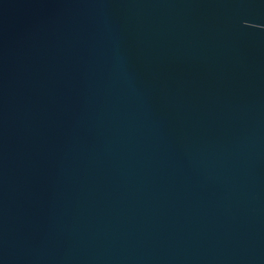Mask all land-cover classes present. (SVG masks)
I'll use <instances>...</instances> for the list:
<instances>
[{
  "label": "water",
  "instance_id": "1",
  "mask_svg": "<svg viewBox=\"0 0 264 264\" xmlns=\"http://www.w3.org/2000/svg\"><path fill=\"white\" fill-rule=\"evenodd\" d=\"M0 264H264V0H0Z\"/></svg>",
  "mask_w": 264,
  "mask_h": 264
}]
</instances>
